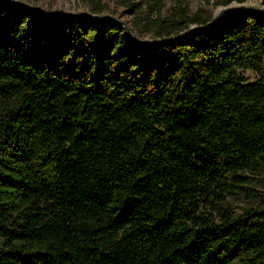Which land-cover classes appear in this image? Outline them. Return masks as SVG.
Wrapping results in <instances>:
<instances>
[{"label":"trees","instance_id":"trees-1","mask_svg":"<svg viewBox=\"0 0 264 264\" xmlns=\"http://www.w3.org/2000/svg\"><path fill=\"white\" fill-rule=\"evenodd\" d=\"M147 1L159 43L0 3V264H264V204L226 202L264 179V17L186 35L209 20Z\"/></svg>","mask_w":264,"mask_h":264},{"label":"rangeland","instance_id":"rangeland-1","mask_svg":"<svg viewBox=\"0 0 264 264\" xmlns=\"http://www.w3.org/2000/svg\"><path fill=\"white\" fill-rule=\"evenodd\" d=\"M13 2L22 4L27 8H34L46 15L52 14L61 17H67L68 19L75 20L77 18H86L87 16H105L123 21L129 27L132 23L133 16L127 12V9L122 4L123 0H12ZM229 1L228 5L224 6L225 2ZM147 5H150V1L147 3L141 2L143 19H153L151 10ZM7 6V5H6ZM22 11L24 16H27V21L31 17L42 18L36 13H32L24 8H17ZM246 7L255 10L264 11V0H163L162 18H168L177 11H183L187 17L195 19L199 22L213 21L219 11H223L226 8ZM103 10L100 15H93V11ZM24 22L23 31H26L23 39L26 47L32 49L33 56L39 63H44L46 59L47 51L43 48V45L47 41H51L50 37L41 36L38 29L28 22ZM144 22V21H143ZM142 21L139 23L141 27L138 32H132L133 36L138 37L140 42L152 41L151 35L147 34L148 27H142ZM201 26L199 23L189 25L188 29H195ZM130 29V28H129ZM147 29V30H144ZM41 41L39 44L38 42ZM264 63V57H263ZM240 75L249 83L254 82L256 75L251 71H242ZM244 187H248L251 191L248 195L240 194L231 196L227 199L230 209L234 214H242L247 208H255L261 204H264V179L263 180H251L249 185L243 184ZM199 212V213H198ZM197 212V215L214 216V212L206 208H201Z\"/></svg>","mask_w":264,"mask_h":264},{"label":"water","instance_id":"water-1","mask_svg":"<svg viewBox=\"0 0 264 264\" xmlns=\"http://www.w3.org/2000/svg\"><path fill=\"white\" fill-rule=\"evenodd\" d=\"M0 3L2 4H6L9 6H14V7H18V8H24L32 13H36L39 16L42 17H46V18H55L57 17L56 15H46L44 13L39 12L38 10L34 9V8H27L25 6H23L22 4L13 2L12 0H0ZM233 13H248V14H253L256 16H261L264 17V11H259V10H255V9H251V8H246V7H237V8H226L224 9L220 15H218L213 21H211L210 23H208L205 26H200L196 29H190L186 35L191 34L192 32L198 31V30H207L210 29L211 27L215 26L219 21H221L223 19V17L229 15V14H233ZM83 18V17H82ZM87 19L90 20H94V21H110L113 22L115 24H118L119 26H121L126 34V36L129 38L130 41H132L135 44H152V43H159V41H148V42H139L135 39V37L133 36L131 30L129 29V27L127 26V24H125L123 21L119 20V19H115V18H111V17H105V16H87Z\"/></svg>","mask_w":264,"mask_h":264},{"label":"bare ground","instance_id":"bare-ground-1","mask_svg":"<svg viewBox=\"0 0 264 264\" xmlns=\"http://www.w3.org/2000/svg\"><path fill=\"white\" fill-rule=\"evenodd\" d=\"M259 11H262V10L259 9ZM221 12H222V11H219V12L217 13V15H218L219 13H221ZM216 17H217V16H216Z\"/></svg>","mask_w":264,"mask_h":264}]
</instances>
